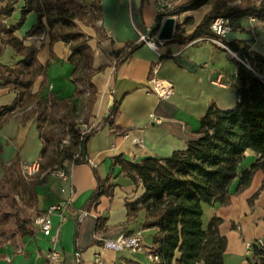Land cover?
<instances>
[{"label": "crops", "instance_id": "1", "mask_svg": "<svg viewBox=\"0 0 264 264\" xmlns=\"http://www.w3.org/2000/svg\"><path fill=\"white\" fill-rule=\"evenodd\" d=\"M92 1L85 0L89 10ZM95 1L99 6L98 18L81 28L89 37L92 67L97 70L91 78L96 101L88 124L95 132L85 144L87 162H65L63 170L67 180L52 174L36 178L31 203L37 213L70 197L66 219L61 222L57 214L50 218L51 234L58 231L55 244L50 236L30 227L25 234H16L13 239L0 244V264H47L46 254L52 247L62 253L58 264H94L95 258H99L101 264H122L127 258L150 263L148 250L155 231L141 228L145 217L143 211L136 217H129L127 208V204L139 199L144 190L139 181L133 182L121 171L119 164H113L114 159L121 157L128 162L140 163L145 158H165L174 151L185 150L188 141L200 136V119L211 105L220 111H228L237 103L236 60L221 46L199 39L187 44L169 43L161 47L163 55L158 56L146 43H137L139 34L147 36L154 27L159 0ZM190 1L173 0L174 6H183ZM209 8L207 4L183 11L174 16L175 25L180 24L190 33ZM200 10L202 12L195 18L193 14ZM13 15L18 16V11ZM181 16L183 20H180ZM186 18L190 21L184 25ZM5 20L13 25L10 18ZM42 21L44 24V19ZM232 25L233 30L222 39L224 43H237L264 59V23L243 17L232 21ZM43 29L47 30L45 24ZM15 35L23 38L26 45H34L25 41L30 36L25 37L18 31ZM41 45L34 46L38 49V62L47 64L46 77L36 76L31 92H40L45 98L51 94L58 98L71 97L73 66L68 60V46L61 41L50 45L47 33ZM12 58L18 59L9 48L5 54H0V63H13ZM261 70L264 74V66ZM152 77L172 83L173 95L160 99L152 93L149 84ZM15 97L12 89L0 86V107L10 105ZM114 99L119 101L114 122L120 131H114L103 120ZM42 147L35 118L19 117L14 112L0 126V178L12 162L17 161L21 168L39 161ZM257 159V154L245 151L237 165V177L229 185L227 203L223 204L222 197H217L211 204L203 206L202 218L208 215L209 220L212 217L221 219L219 232L227 240L224 264H249L250 249H246V244L251 245L264 237L263 171L254 170L250 183L238 187L239 176ZM96 176L109 179L115 186L111 196L103 195L96 203H91L97 186ZM81 211L87 214L78 219ZM97 218L101 219L102 225L95 233ZM136 231H141L143 236L142 253L131 254L105 246L107 240L121 233Z\"/></svg>", "mask_w": 264, "mask_h": 264}, {"label": "trees", "instance_id": "2", "mask_svg": "<svg viewBox=\"0 0 264 264\" xmlns=\"http://www.w3.org/2000/svg\"><path fill=\"white\" fill-rule=\"evenodd\" d=\"M237 1L191 0L186 5L174 6L164 14L156 15L155 25L146 37L149 39L156 35L163 16L174 17L207 4L210 5L209 10L190 33L176 23L172 39L165 44H187L203 37L217 38L210 30L212 21L217 17L228 18L231 22L253 17L264 23V0H239V5L235 4ZM98 9L97 2L93 0L90 9L93 16L88 19L82 5L74 0H0L1 42L18 57L13 63H0V86L16 93L10 105L0 107V126L17 109H26L33 104L26 117L35 118L43 143L39 172L35 176L24 177L17 161L5 167L0 178V194L9 200L10 207L16 205L14 195L25 203L34 201L36 178L49 174L54 167L63 169L67 161L75 164L87 162L85 144L95 128L83 129L73 121L72 113L76 110L74 98H78V102L85 106L83 124L87 126L96 101L91 78L97 70L92 67L89 37L78 28L76 20L91 24L98 18ZM15 11L19 13L18 21L6 27L2 20L10 18ZM31 12L36 14L37 20L25 32V37L39 35L45 24L49 44L61 41L69 48L68 60L73 66L70 81L74 85L71 97L58 98L51 94L45 98L40 92H31L34 78L38 75L46 77L47 67V64L38 62V49L34 45H26L23 38L15 35ZM189 21L190 18H186L184 25ZM222 42L240 57L247 54V50L237 43ZM254 58L260 66H264L263 58L258 55ZM236 66L234 85L238 100L235 107L220 111L211 105L200 119V136L188 141L185 150L174 151L165 158H145L140 163L128 162L121 157L114 159L113 164H119L121 171L133 182L139 181L144 190L139 199L127 204V208L129 217H136L139 211H143L145 217L141 228L155 231L148 254L157 256V260L148 264H224L227 240L219 232L221 219L212 217L204 225L203 206L211 204L217 197H222L223 204L227 203L229 185L237 177V165L245 151L254 152L258 159L239 176L238 187L250 183L254 170L261 169L264 173V81L238 61ZM118 103L114 99L103 119L114 131L121 130L114 122ZM55 123L60 125L64 136L42 129L43 125ZM96 179L91 203H96L103 195L111 196L115 186L109 179L98 176ZM10 216L9 211L0 205V225ZM13 216L18 233L28 232L30 221H21L17 213ZM101 225V219L97 218L95 233ZM262 240L261 246L255 242L250 245L249 264H264V237ZM122 264L145 263L127 258Z\"/></svg>", "mask_w": 264, "mask_h": 264}, {"label": "built area", "instance_id": "3", "mask_svg": "<svg viewBox=\"0 0 264 264\" xmlns=\"http://www.w3.org/2000/svg\"><path fill=\"white\" fill-rule=\"evenodd\" d=\"M172 7H174L173 0H159V6L157 9V15L164 14L168 10H170ZM167 16H163L160 20V25L163 22V20ZM249 21L256 22L257 20L253 17H248ZM2 23L6 25L5 20H2ZM159 25V26H160ZM6 27H8L6 25ZM210 30L217 36V38L213 37H203L199 38V40H207L211 43H214L216 45L221 46L225 50L229 52L232 58H234L236 61H238L240 64H242L247 70H249L255 77L258 79L264 81V74L262 73L261 66L258 64L256 59L254 58V55L247 51V54L244 56H238L236 53L230 51L224 44H223V38L233 30V25L231 20L224 17H217L215 18L211 25ZM144 42L149 47H151L158 56H162L163 53H161L160 49L161 47L165 46V41L158 40L156 35L152 38H147L144 35L139 34L137 43ZM150 84V91L154 93L158 98L160 99H168L171 95L174 93V86L172 83L167 81H162L157 79L156 77H152L149 80ZM152 117V116H151ZM152 119L155 122H159V119L156 117H152ZM91 127H88L87 130H89ZM21 174L26 178H31L35 176L39 172V161L33 162L31 164H25L21 167ZM49 174H52L56 177H58L61 180H67V174L66 172L61 169L54 167L53 170ZM70 205V197L55 203L51 206H49L46 210L42 212L36 213L33 221H32V228L36 231L42 233L45 236H50L51 242L55 244L58 236V231H56L54 234H51V216L54 214H57L60 218V221H64L66 219V210ZM87 214L86 211H81L78 214V219H81L83 216ZM257 245H262L263 240L259 239L255 241ZM105 246L115 249V250H126L130 252L131 254H139L142 253L144 250L143 247V236L141 231H136L134 233H121L116 238L107 240L105 242ZM246 249H250V244H246ZM47 264H58L61 261L62 253L60 250L56 249L55 247H52L50 250H48L47 254ZM151 260H157V256H151L149 255ZM94 264H101V261L99 258H95Z\"/></svg>", "mask_w": 264, "mask_h": 264}, {"label": "rangeland", "instance_id": "4", "mask_svg": "<svg viewBox=\"0 0 264 264\" xmlns=\"http://www.w3.org/2000/svg\"><path fill=\"white\" fill-rule=\"evenodd\" d=\"M76 3H79L82 5L85 13H87L88 19L93 16V13L91 10H89L88 5L85 3V0H74ZM235 4L239 5L240 1L238 0L235 2ZM197 12L196 14H193L195 18L199 16V13ZM19 16V13H18ZM18 16H11V22L12 24H16L18 21ZM183 16L180 17V20H183ZM5 20V19H4ZM37 17L36 14L31 12L28 14L26 17V20L24 21L23 25L18 29V32H21L22 35L24 36L25 32L36 22ZM6 21V20H5ZM6 24L10 25L9 20L5 22ZM77 26L79 29L83 28L84 25H89L88 22L85 20H76ZM46 29H43V31L40 33V35H34L30 36L28 38H25L26 43L34 44V45H39L40 47L42 46L41 43L45 41L46 39ZM1 30H0V54H5L6 50H9L8 47L3 48V44L1 42ZM16 58H12L11 61H15ZM76 103V110L72 113V119L76 123L80 124L83 129H87L89 127V124L87 123V126L83 124V119H84V114H85V106L82 105V103L78 102V100H75ZM33 107V104H30L26 109H17L15 113L19 117L22 116H27L28 113L31 111ZM42 129L44 130H52L55 133H58L60 136H64V132L62 131L60 125L58 124H53V125H43ZM65 139L67 140V136H65ZM0 194V205H3L7 211L11 214V216L0 225V244L7 241L8 239H13L16 234H19L16 227H15V217L13 216L14 213H17L18 217L20 218L21 221H30V226L32 227V221L37 213L36 209L32 205V203H25L18 195H14L15 199V206L10 207V202L8 199ZM209 216L204 215L203 223L206 225L209 221Z\"/></svg>", "mask_w": 264, "mask_h": 264}, {"label": "water", "instance_id": "5", "mask_svg": "<svg viewBox=\"0 0 264 264\" xmlns=\"http://www.w3.org/2000/svg\"><path fill=\"white\" fill-rule=\"evenodd\" d=\"M175 31V18L166 17L158 28L157 39L163 41H169L172 39ZM85 153V150H84Z\"/></svg>", "mask_w": 264, "mask_h": 264}, {"label": "bare ground", "instance_id": "6", "mask_svg": "<svg viewBox=\"0 0 264 264\" xmlns=\"http://www.w3.org/2000/svg\"><path fill=\"white\" fill-rule=\"evenodd\" d=\"M167 17H169V16H167ZM175 18V17H174ZM158 32V31H157ZM175 32V31H174ZM156 35H157V33H156Z\"/></svg>", "mask_w": 264, "mask_h": 264}]
</instances>
